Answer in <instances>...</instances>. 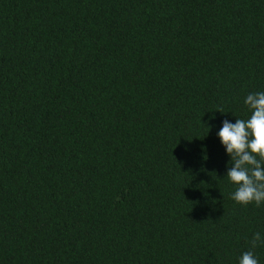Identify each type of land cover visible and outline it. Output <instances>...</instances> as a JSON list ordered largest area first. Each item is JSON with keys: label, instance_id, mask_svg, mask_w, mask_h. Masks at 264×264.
<instances>
[{"label": "trees", "instance_id": "trees-1", "mask_svg": "<svg viewBox=\"0 0 264 264\" xmlns=\"http://www.w3.org/2000/svg\"><path fill=\"white\" fill-rule=\"evenodd\" d=\"M255 92L264 0H0V264H239Z\"/></svg>", "mask_w": 264, "mask_h": 264}, {"label": "clouds", "instance_id": "clouds-1", "mask_svg": "<svg viewBox=\"0 0 264 264\" xmlns=\"http://www.w3.org/2000/svg\"><path fill=\"white\" fill-rule=\"evenodd\" d=\"M244 102L251 111L250 117L238 118L235 123L225 119L217 135L231 157L232 166L226 174L236 185L231 199L238 204L255 203L259 207L264 204V92L249 93ZM259 244H264V238L256 232L239 264H259L253 251Z\"/></svg>", "mask_w": 264, "mask_h": 264}]
</instances>
